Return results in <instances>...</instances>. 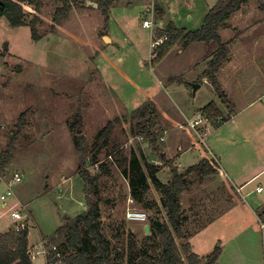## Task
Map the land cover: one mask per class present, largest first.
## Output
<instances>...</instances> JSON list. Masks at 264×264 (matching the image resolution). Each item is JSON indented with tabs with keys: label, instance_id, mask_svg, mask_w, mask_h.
Returning <instances> with one entry per match:
<instances>
[{
	"label": "rangeland",
	"instance_id": "374dc122",
	"mask_svg": "<svg viewBox=\"0 0 264 264\" xmlns=\"http://www.w3.org/2000/svg\"><path fill=\"white\" fill-rule=\"evenodd\" d=\"M70 1H75V5L55 33L51 31L52 18L57 7L62 5L58 0L44 2L40 14L43 21L39 27L42 38L38 41L32 39L28 26L12 28L5 18L0 19V51L5 54L4 44L8 45V55L0 58V155L8 149L18 131L20 117L26 113L23 129L13 146L12 160L4 177L0 178L1 198L5 192L4 185L11 183L15 174L23 176L22 182L13 187L14 197L5 203L0 200V234L14 228L10 215L24 207L26 210H22L21 215L27 220L30 246L39 247L43 240L52 244L57 231L66 225L68 219L85 212V193L89 187L78 174L79 155L74 142L75 117L81 111V135L85 137L88 152L87 171L97 173L101 164L109 166L106 168L109 173L101 174L98 181L102 227L106 237L112 241V258L117 256L116 250L123 255L117 260L118 264H129L130 258L135 257L134 252L141 247L145 235L143 230L149 218L166 221V216L158 214L160 193L153 186L147 200L156 204V208L147 211L133 203L122 170L127 167L133 152L151 164L158 163L161 150H166L168 145L175 146L174 133L178 129L187 138L190 133L196 142L197 136L188 122L193 121L197 112L206 106L214 104L221 110L218 121L223 122L231 113L234 117L239 110L245 109L247 103L262 96L264 15L259 11L258 0H251L234 15V29L237 28L241 35L238 36L234 29L219 32L224 42L233 40L231 51L236 65L227 75H222L231 95L229 99L235 104L230 111L223 108L215 89L203 84V80L195 84L202 85L195 95L194 91L185 93L187 84L203 79L212 59L208 47L195 43L183 51L177 43L158 62H153L155 50L150 62L152 32L143 27V21L151 20L150 13L154 12L157 30L172 23L179 29L194 32L202 27L210 10L226 0H121L110 9L107 22L102 10L86 7V2L95 3V0ZM24 10L28 16L32 13L30 7L26 6ZM153 41L160 42V39L154 37ZM104 43H108L107 49H103L106 58H101L100 63L108 64L105 67L110 71L111 89L125 101L123 103L131 113L108 102V93L103 92L98 84L95 71L99 61L93 51L96 44L104 48ZM110 57H113L112 62L117 68L137 83L136 86L149 87L146 93L157 96L152 100L146 98L139 94L137 88H134L137 90L134 93L128 84L125 85L130 89L128 96L122 95V81L119 80L123 77L118 69L109 65ZM100 93L104 94L101 102L97 101ZM150 106L157 111L156 116L161 117L158 123L165 130L159 134V153L152 151L137 136V121H131L134 112ZM260 109L261 105L249 106L238 117L244 118L247 110L254 115ZM182 112L189 118L185 120V126L180 118L183 117ZM167 114L173 118V122L170 121L173 127L166 120ZM117 119L120 122L113 125L108 147L99 150L96 155L98 164L94 163L93 152L97 149L100 132L108 122ZM175 120L183 126L175 127ZM207 127L212 125L208 123ZM201 152L203 148L197 146L194 153L179 158V167L187 169L197 164L203 154ZM171 154H166V158H171ZM159 176L165 181L170 174L164 171ZM210 179L207 177L205 183L200 184L193 182L190 192L203 189V193H209L210 199L220 206L213 210L208 220L201 221L203 227L200 230L188 229L191 236L185 243L190 245L195 255L203 258L201 253L208 251V243L212 242L213 251L217 247L222 251L215 264H264V219L260 210L258 215L263 223H258L252 215L259 225V233L250 232L246 240L233 245L223 256L227 241L232 235L243 233L250 223L245 217L239 219L240 226L234 224L230 212L235 210H227L229 202L224 197V188L221 183L216 184ZM254 186L256 183L249 188ZM261 199L264 200V194ZM239 200L243 203L240 197ZM129 210L145 212L148 221H128L126 214ZM205 259L204 264L207 257ZM32 262L46 264L42 257Z\"/></svg>",
	"mask_w": 264,
	"mask_h": 264
},
{
	"label": "trees",
	"instance_id": "16d2710c",
	"mask_svg": "<svg viewBox=\"0 0 264 264\" xmlns=\"http://www.w3.org/2000/svg\"><path fill=\"white\" fill-rule=\"evenodd\" d=\"M45 1L47 0H0V19L5 18L12 28L28 26L31 30L32 39L38 41L42 38L39 27L43 20L40 14ZM58 1L62 6L57 7L53 15L52 33L56 32L75 5V1ZM120 1L95 0V3L99 6L98 9L106 15V22L110 9ZM250 1L226 0L219 2L207 14L202 27L194 32L179 29L172 23L165 29H158L154 37L156 39L166 38V41L157 48L153 62L161 60L177 43L182 46L183 51L187 50L192 44H204L211 50L212 59L208 63L203 79H208L222 104L230 108V101L222 89L217 75L221 68L230 61V46L233 40L224 42L219 32L233 30L234 28L230 24L232 17ZM258 4L259 11L264 15V0H258ZM26 6L32 9L29 16L24 10ZM28 19L31 20L28 21ZM234 31L238 36L241 35L240 31L236 29ZM4 47L5 54L0 51V58L2 59L8 55V45L4 44ZM201 112L216 128L229 121V118H226L223 122L218 121L221 114L214 104L206 106ZM156 115L157 111L153 106H150L134 112L131 115V121H137L136 129H139L137 136L147 143L152 151L159 153V134H163L165 130L158 123L161 117ZM25 117L26 113H23L18 123L17 133L14 134L8 149L0 155V178L4 177L7 166L12 160L13 146L21 134ZM117 122H120V120L108 122L105 129L100 132L97 149L93 152L92 160H94V163L98 164L96 155L99 150L108 147L113 125ZM74 127L76 134L74 142L79 155L78 174L89 187L85 193L86 210L74 219H68L66 225L57 231V238L53 240L52 245L57 247L58 252H52L49 255L47 264H57L59 262L55 258L57 253H60L63 257L60 264H118L117 260L123 255L115 250L114 253L117 256L115 259L112 258V241L106 237L101 222L102 213L98 181L101 174L109 173L106 170L109 166L101 164L97 173L87 171L88 152L85 148V137L81 135L83 129L81 111L76 114ZM160 159L162 165H154L149 163L142 155L133 152L127 167L122 170V176L129 184L130 197L133 203L147 211L156 208L154 207L156 204H151L147 200V195L151 186H153L161 196V208L158 209V214L164 213L166 216V221L149 218L150 234L144 235L140 243V249L134 252L135 257L130 258L129 264H204L206 260L195 255L190 245L185 243V240L187 241L190 238L191 233L188 231L187 226L189 219L184 215L182 207V195L192 187L196 178L198 179L197 182L203 183L207 177L216 176L218 174L217 161L203 160L199 165L180 173L175 166V161L168 160L166 156L160 157ZM164 169H168L170 172V179L167 183H163L158 177ZM261 215L264 219V208ZM28 236V230L15 232L10 229L8 232L0 234V264H33L28 254L30 248ZM134 236L137 237L136 234ZM221 253L220 248H215L212 254L207 257V263L205 264H215Z\"/></svg>",
	"mask_w": 264,
	"mask_h": 264
},
{
	"label": "crops",
	"instance_id": "0c3cea01",
	"mask_svg": "<svg viewBox=\"0 0 264 264\" xmlns=\"http://www.w3.org/2000/svg\"><path fill=\"white\" fill-rule=\"evenodd\" d=\"M235 18L236 16H233L231 19L232 28L235 27V24H234ZM161 25H162V22H160L159 28L161 27ZM166 27L167 26H165L163 29H165ZM153 39L154 37L151 36V42ZM107 47H108V43H104V48L101 47V45H98L97 47V44H96L94 48L95 51H93L96 59L99 61V67L95 71L96 76L99 78L98 84L100 85V88H102L103 92L108 93L107 95L108 102L113 103V105L116 106L117 109H121V110L127 111L128 113H131V110L127 109V107L124 105L123 102L125 101L121 100L120 96L116 93V91L111 89L112 84L108 80L109 79L108 73L110 71L108 68L105 67V65L108 66V64L100 63L101 58L103 59L106 58V56L103 53V49L106 50ZM151 50L150 52L152 53ZM150 58H151V54H150ZM112 60H113V57H110L109 65L111 67L118 69L119 74L124 79L123 80L121 78L119 80V82L122 81L120 83L121 84L120 93L122 95H124L125 97L128 96V92L130 89L125 88V85L128 84L132 87V89L134 90V93L135 91H137L134 88H137L140 91V93L139 92L138 93L140 95H144L146 98H149L152 100L157 96V95L155 96L152 95V93H148V92L146 93L147 88L149 87L143 88L140 85H139L140 87L136 86L137 83H135L130 77H128L119 68H117L113 64ZM120 63H122L121 59H120ZM235 65L236 64L234 62L233 54L231 51L230 61L226 63L218 73V80L220 82L222 89L226 93L228 99L231 95L230 93L228 94V91H227L228 89H226L224 85L225 82L222 79V75L223 76L227 75L230 69L235 68ZM199 81H202L203 84H207L208 86H210L208 79L199 78L197 81H193L190 84L186 85L185 93L189 94L193 92V89H192L193 86L197 84ZM199 86L200 88H202L201 84ZM103 95H101V93L98 94L97 101L98 100L99 102L103 101L102 99ZM150 95H152L153 97H151ZM132 100L133 99H131L129 102H131ZM229 101H230V106H231L230 108L233 109V107L235 106L234 101H231L230 99ZM219 103H221L223 108L230 110L229 107L222 104L221 100ZM252 105L256 107L261 105V109L259 111H255L256 114L254 115L250 114L249 110H247L248 112H246V115L244 118L238 117L244 110H246V108ZM244 108L245 109H242L243 111L239 110L235 114L234 117L231 113L228 117L229 121L224 123L218 128L214 127L209 122L207 117L203 115L204 118L208 121V123L212 125V127L211 128L207 127V130H206L207 134H206V137H204L203 139L204 143L201 144L200 146L198 144V140H196L195 142L193 136H191L190 133H189V138H187V136H184L185 133L183 132L184 133L183 134L182 130L177 128L178 129L176 130L177 133H174V135H176L175 143H174L175 146L170 147L168 145V147H166V150H161V154H160V157H163V156H167L166 154L172 153L171 154L172 157L168 158V160L175 161V166L177 167L180 173H184L190 168L199 165L200 162L203 160L217 161L216 167L218 169L217 170L218 174L216 176H209V178H211L210 180L216 184L221 183V187L224 188L225 190V192H223L224 197L229 202L227 210H229L230 208H233L232 210H235V212H230V214L233 215L232 221L234 222V224L236 226L237 224L238 226H240L241 221L239 219L245 218V217L247 221L250 223V227L244 229L245 231L243 233L235 234L234 236L232 235V238L229 241H227L225 249L223 251V256L228 252V250L233 245H236L238 242H243V240H246L247 239L246 237L249 236L248 234L250 232L255 233V234L259 233L257 231L259 230V225L256 224V221L254 220L253 217H255L258 223L259 221L260 223H263L261 221L262 219L258 215V211L259 210L262 211L264 208V200L261 199L262 195L264 194V91H263L262 96H259L256 99H253L251 102L247 103V106ZM199 113L203 114L201 111L197 112V114ZM220 114H222V112ZM182 115L183 117L180 116L181 122L185 126V120L188 121L189 118L186 117L183 112H182ZM166 117H167L166 120L168 123H170V121L173 122V118L169 117L168 114L166 115ZM179 122L178 121L175 122V127L181 125ZM208 123L204 121V124L202 126L204 127L208 126ZM169 125H171V123ZM172 130L173 132H175L174 129ZM194 142L198 144V147L203 148V152H201L203 154L200 157V161L197 164H194L187 169H181L179 167L180 163L178 162V160L179 158H184L186 154L188 153H194V151L197 148L193 145ZM153 164L159 165V166L162 165L161 159L158 161V163L156 164L153 163ZM164 171L169 172L168 169H164L159 173V175ZM159 175L158 177L163 183H167L170 179V176H169L165 181H163ZM197 180L198 179L196 178V181ZM203 183H205V181H203ZM254 183H256V186H254L253 188H249ZM199 187H202V185H199ZM260 187L263 188V192L257 193L256 190L257 188H260ZM190 191H191V188L187 192L183 193L182 195V207L184 210V215L187 216V218L189 219V223L187 225L188 229L193 228L194 230H200L203 227V225L202 226L200 225L201 221L208 220L209 218L208 216L212 215L213 210H217L220 204L214 203L213 200L210 199L209 193H205V192L203 193L204 191L203 189L198 188L195 192H193V190L192 192ZM198 193L202 194V196H199ZM239 197L243 201V203H241V201L239 200ZM159 200L161 201V196H159ZM208 202H210V205L207 206ZM201 217H204V218H201ZM204 245L206 244L204 243ZM212 245H213L212 242L208 243V247H209L208 251L201 253V254H204V256L200 255V256H203V258L201 257L202 259L206 260L205 257H209L212 254L213 252ZM233 254H236V253H233Z\"/></svg>",
	"mask_w": 264,
	"mask_h": 264
},
{
	"label": "built area",
	"instance_id": "2783aa9c",
	"mask_svg": "<svg viewBox=\"0 0 264 264\" xmlns=\"http://www.w3.org/2000/svg\"><path fill=\"white\" fill-rule=\"evenodd\" d=\"M150 15H151V20H148V19L144 20L143 27L148 30H151L152 36L154 37V33L157 31L154 12L150 13ZM164 41H166V38L160 39V42L152 40L151 42L152 53H151L150 62L152 61L151 59L153 58L154 51L157 50V48L161 46L164 43ZM204 121H206V119L204 118L203 114L199 113L193 121L188 122L189 128L193 132H195V135L197 136V139L199 141L198 142L199 146L204 143L203 139L204 137H206V134H207L206 132L207 126L205 127L202 126L204 124ZM202 130H204L202 132L203 135H201ZM198 144H195V147H197ZM22 179H23L22 175L15 174L12 182L5 185V192L1 195V198H0L2 202L5 203L8 199L14 197L13 187L20 184L22 182ZM256 191L257 193H262L263 188L261 187L257 188ZM22 210H26V208L24 207L20 208L18 211H14L10 215L11 220L14 222L13 230L15 232H21V231L28 230V225L26 222L27 220H25V217L21 215ZM27 217L29 216L27 215ZM126 218L130 222H137V223H146L148 221V216L145 212L136 211V210H129L126 214ZM52 252H58L57 247L55 245H52L50 242L43 240L39 247H34V246L30 247L28 254L32 261L34 259L42 257L45 259L46 264H47L49 255ZM55 258L59 260L57 264H60V261L63 259L60 253H57L55 255Z\"/></svg>",
	"mask_w": 264,
	"mask_h": 264
},
{
	"label": "water",
	"instance_id": "95a60500",
	"mask_svg": "<svg viewBox=\"0 0 264 264\" xmlns=\"http://www.w3.org/2000/svg\"><path fill=\"white\" fill-rule=\"evenodd\" d=\"M86 7H92V8H95V9H98L99 6L97 3H91V2H86ZM200 88L199 85H194L193 86V91H194V94L196 93V91ZM63 217H64V214H63ZM144 232H145V235H149L150 234V226L149 225H146L145 226V229H144Z\"/></svg>",
	"mask_w": 264,
	"mask_h": 264
}]
</instances>
